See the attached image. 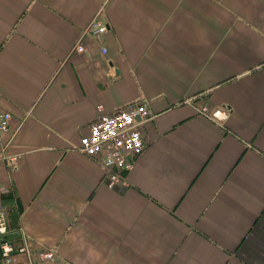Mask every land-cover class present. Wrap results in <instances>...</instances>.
Returning <instances> with one entry per match:
<instances>
[{
	"label": "crops",
	"instance_id": "0c3cea01",
	"mask_svg": "<svg viewBox=\"0 0 264 264\" xmlns=\"http://www.w3.org/2000/svg\"><path fill=\"white\" fill-rule=\"evenodd\" d=\"M136 102L146 145L109 188L79 137ZM0 106L13 264H264V0H0Z\"/></svg>",
	"mask_w": 264,
	"mask_h": 264
},
{
	"label": "built area",
	"instance_id": "2783aa9c",
	"mask_svg": "<svg viewBox=\"0 0 264 264\" xmlns=\"http://www.w3.org/2000/svg\"><path fill=\"white\" fill-rule=\"evenodd\" d=\"M105 20L97 15L90 20L87 31L94 37L101 36L107 30ZM74 49L86 52V48L78 43ZM101 54L107 52L106 46L100 47ZM205 111L206 108L201 109ZM97 115L87 123V128L79 137V150L94 157L102 169V180L111 188L121 183L125 171L131 169L135 159L145 148L143 127L153 114L145 103L136 102L104 111L101 105L96 106ZM224 111L214 110L211 116L222 118ZM11 113L0 106V133L7 130ZM15 157H10L13 164ZM9 221L5 211L0 207V264H13L15 254L25 246H16L8 237ZM39 260L54 259L51 249H40L35 253Z\"/></svg>",
	"mask_w": 264,
	"mask_h": 264
}]
</instances>
